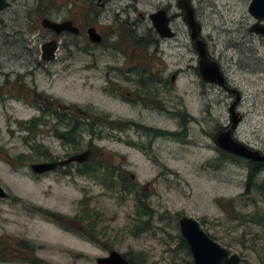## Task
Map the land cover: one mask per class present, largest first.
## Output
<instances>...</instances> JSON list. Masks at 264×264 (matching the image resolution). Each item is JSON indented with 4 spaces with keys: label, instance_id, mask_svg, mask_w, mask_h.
Returning a JSON list of instances; mask_svg holds the SVG:
<instances>
[{
    "label": "rangeland",
    "instance_id": "374dc122",
    "mask_svg": "<svg viewBox=\"0 0 264 264\" xmlns=\"http://www.w3.org/2000/svg\"><path fill=\"white\" fill-rule=\"evenodd\" d=\"M8 2L11 6L0 13V186L8 195L0 199V264H96L110 251L133 264H192L178 227L183 215L197 220L231 254L241 256L240 264H264V230L258 225L264 204L256 188L245 195L248 161L222 155L213 143L214 133L229 125L228 108L236 97L216 84L201 85L198 55L176 3L114 0L107 10L108 20L143 14L142 35L151 28L147 16L172 4L169 16L176 37L164 41L158 54L153 49L149 54L153 63L164 64L168 78L177 73L169 82V112L187 114L194 121L186 128L187 141L157 140L147 150V139L118 131L115 123L136 120L174 132L179 122L175 116L164 120L147 112L140 115L103 92L102 64L112 62L111 54L99 57L98 70H86L92 58L75 47L69 61L37 66L40 46L50 38L40 26L45 15L37 10L50 8L52 20L69 17L83 25L86 0ZM250 2L193 0L192 6L209 54L240 97L237 111L242 118L233 137L264 153V37L249 30L254 22L248 13ZM62 41L67 43L69 37ZM127 41L119 46H130ZM58 57L64 58V51ZM36 93L92 113L96 120L87 122L96 123L94 135L99 138L91 164L101 159L107 166L86 175L79 174L75 164L67 171L32 173L31 164L79 153L90 139V131L78 128L75 141L80 148L75 151L70 136L68 145L50 131L53 119L48 117L44 120L49 123L32 130L38 116ZM21 155L32 162L13 161ZM107 167L113 177L120 169L123 180L110 181ZM263 180L264 169L254 182ZM124 183L131 185L130 192L123 190ZM140 207L146 215L138 214Z\"/></svg>",
    "mask_w": 264,
    "mask_h": 264
},
{
    "label": "flooded vegetation",
    "instance_id": "af4514ba",
    "mask_svg": "<svg viewBox=\"0 0 264 264\" xmlns=\"http://www.w3.org/2000/svg\"><path fill=\"white\" fill-rule=\"evenodd\" d=\"M74 1L76 3H79L82 0H74ZM113 1L114 0H103V1L86 0V4L88 8L86 11H84L86 13V17H85L86 21H84L83 25L76 24L75 21L70 19L69 17L60 21H54L51 18H49L50 8H47V10H43V8L38 9L37 11L39 13H44L45 15L44 18L40 19V26L42 29L50 33L49 40H46L43 44H45L46 42L55 41L56 50L53 53L54 57L51 61L48 62L44 61L42 58V51H41V46L43 45L42 44L40 46V51L38 54L39 57H38L37 66L41 67L46 65H55L56 63L62 61L67 62L71 59V56L74 55L72 49H74L75 47L76 49H79L81 52H83L84 56H89L92 58V62L90 64H87L85 66V69L98 70L99 62L97 61L99 57H101L104 54H108V55L111 54L112 56L110 58L112 62H106L102 64L103 69L106 71L105 72L106 74L103 77L104 80L103 83L104 85H106L103 89V92L108 93L117 102H119L125 107L130 108L131 110L136 111L140 115H142L143 112H147L151 116L156 115L158 118L164 120L165 119L167 120L169 116L172 117L175 116L180 126L178 131L169 132L163 128L148 126L147 124H144L141 121L136 122V120L135 121L130 120L121 123L120 122L115 123L116 124L115 128L118 131H131L134 133V135H137L141 139L143 137L145 138V140L147 139V144L143 147L144 149L147 150L148 149L152 150V145L157 140H165L171 138L174 141L176 140L177 137H180L182 140L184 139V141H187L188 130H186V128L188 129L189 125L193 123L194 118H192L187 114H184L183 117H180L179 112L176 113L169 112L168 110L169 82H171V84L174 82L177 73L172 74L170 78H168V75L165 74L166 70L163 69L164 64L153 63L151 61V54H149V51L151 49H153L158 54V52H160L161 45H163V42L171 39H175L176 34H174L172 38H162L157 34V32L154 30L151 24V28L144 31L142 35H139V25L146 18L141 13H137V18L134 19H130L128 15L124 19H122L120 18V16L117 15L113 17L111 20H108L110 18V14L107 13L108 12L107 10H109L108 7ZM123 1H127V0H123ZM135 1H131V2H135ZM170 1H174L177 7L178 0H170ZM168 4L170 3H167L164 6L157 8L154 12L164 9L168 15L169 26L171 28L172 19L171 16H169V12L172 9V4H171V8L167 9ZM98 8L100 9L102 8L101 10L103 11V14H99L97 12ZM129 10L130 9L128 8L126 12L128 13ZM135 10L136 8L132 7V11ZM195 13L196 12L194 9V17H195ZM89 15L92 17V19H89ZM43 19H48L56 23L70 21L73 27L77 29V33L74 34L69 31H63L57 34L54 31H51L42 26L41 22ZM254 23L255 20L251 24V26ZM171 29L173 31V28ZM90 33H96L97 35H99L100 41L98 43L92 41L90 37ZM256 35L260 37H264L259 34ZM65 36L69 37V41L67 43L65 41H62L63 37ZM112 36L114 37L116 36L115 37L116 40H112L111 38ZM200 38L203 40L201 34H200ZM124 40H128L126 44H131V45L119 46V44H122ZM63 51H64V58L58 57L59 52H63ZM208 55L211 59L215 60L214 57L209 54V52ZM160 66H162V69L158 68ZM196 70L198 71V66ZM200 83L204 87L205 86L212 87V85H215V84L204 83L202 80L200 81ZM223 89H225V91L228 92L229 94H234L236 97V93L232 92L231 88H229V85L227 83H226V87ZM35 96L37 99L36 106L38 107V116L34 119V124L36 128L41 124L49 123L45 121L44 118L47 117L52 118L53 124L50 126L51 129L50 131L59 140H61L62 143H67L68 145L71 144V140L69 136L71 134L72 125L74 124V122L76 125V130H78V128H81V130L83 131H87V132L90 131V133L91 131H93V133L95 134L94 125H96V123L93 122V124H90L87 122L89 119L96 120V118L92 116V113L89 110L87 109L81 110L78 107L71 106L70 104H64L59 100L50 97L48 98L42 94L36 93ZM239 103L240 101L236 105V109H235L236 111ZM229 125L223 126L220 129L225 130L229 127ZM68 128L70 129L67 130ZM96 135L98 134L96 133ZM96 135L90 134V139L84 143V148L79 152L81 153L86 150L90 151V157L87 163L84 164L71 163L63 167H57L55 170L51 172L67 171L70 165L75 164L78 167L88 164L90 161L91 162L94 161L93 156L95 155L96 152L94 141ZM137 147L140 148L141 146L138 145ZM151 154H154V152L151 151ZM66 158H63L61 160L50 159V161L48 162H58ZM150 160L157 163L156 155L155 156L151 155ZM95 161L99 163L98 165H105L104 160L98 159ZM248 162L253 164H258L261 170L264 169V167H261V165H264L263 163L262 164L255 163L251 161ZM51 172H47L41 175H45ZM259 173L256 175L255 178H257ZM130 177L132 179L133 175H130ZM122 178H123L122 171L120 169L117 170L115 169L114 179H116L119 182L121 181ZM254 181H251L250 185H247L248 183V176H247L245 195L249 196L250 194H252L254 188H256L257 196L260 202L264 204V180L257 185L255 184ZM258 225L262 230H264V212L260 213ZM239 257L241 259V256Z\"/></svg>",
    "mask_w": 264,
    "mask_h": 264
},
{
    "label": "water",
    "instance_id": "95a60500",
    "mask_svg": "<svg viewBox=\"0 0 264 264\" xmlns=\"http://www.w3.org/2000/svg\"><path fill=\"white\" fill-rule=\"evenodd\" d=\"M10 6L8 0H0V13ZM177 7L182 13V20L189 30L190 39L198 55V71L201 79L204 83H213L221 88H225V80L219 65L209 57L206 43L200 38L202 29L200 24L195 20L191 0H178ZM170 8L171 4H168L167 9ZM248 13L255 20L250 31L264 36V0H251L248 6ZM149 19L160 37L172 38L174 36L169 26L168 15L164 9L150 14ZM41 24L44 28L57 34L63 31L77 33V29L73 27L70 21L56 23L43 19ZM90 37L94 42L98 43L100 41V36L96 33H90ZM55 50V41L43 44L41 46L43 60L47 62L51 61ZM232 92L236 93V98L228 108L230 125L227 129H219L214 133L213 143L220 151L244 160L264 164V153L235 140L233 137V132L241 122L242 116L235 110L237 103L240 101L239 94L235 90H232ZM89 157L90 151L86 150L58 162L33 163L30 165V170L35 175H41L51 172L57 167H63L71 163H87ZM7 196L6 191L0 186V199H5ZM178 227L182 238L188 246L192 264H240V257L237 254H230L228 250L213 240L194 218L186 215L180 216L178 218ZM95 262L96 264H129V261L124 256L115 251H111L107 257L97 258Z\"/></svg>",
    "mask_w": 264,
    "mask_h": 264
},
{
    "label": "trees",
    "instance_id": "16d2710c",
    "mask_svg": "<svg viewBox=\"0 0 264 264\" xmlns=\"http://www.w3.org/2000/svg\"><path fill=\"white\" fill-rule=\"evenodd\" d=\"M76 122H78V121H76ZM33 124H34V120H33ZM73 124V123H72ZM33 128H36V126H35V124L32 126V130H33ZM28 130H29V132H30V130H31V127H29L28 128ZM31 130V131H32ZM79 131V130H78ZM77 130H76V125H75V122H74V124L72 125V131H71V134H70V137H71V140H73V145H72V147H74L75 148V151H77V150H79V142L77 141H75V138L77 137V132H78ZM90 134H92V135H94V133H93V131H91V133ZM75 135V136H74ZM69 137V138H70ZM96 137H98L99 138V136L98 135H96ZM77 144H76V143ZM36 148H37V146H36ZM46 153V152H45ZM220 153L222 154V155H227V153L226 152H222V151H220ZM228 155H230V154H228ZM47 156H49V154H48V152H47ZM46 156V157H47ZM230 157H231V159H240L239 157H237L236 158V156H233V155H230ZM48 159H50V158H48ZM13 161L14 162H17V163H20V164H22V165H26L27 164V162H32L31 160H30V156H24V155H21V156H17V157H15V158H13ZM103 166H107V165H98V164H91V161L88 163V164H85V165H82V166H78V169H77V171L79 172V174H84V175H86V174H96V172H98V171H100L101 169H103L104 167ZM260 166L258 165V164H252V163H250V162H248V169H249V171H248V183H247V185H250V183H251V181H254L256 178V175L260 172V170H261V168H259ZM261 167H264L263 165H261ZM106 174H107V176L106 177H108V179L110 180V181H112L113 179H114V177H113V172H111V171H109V168L107 167V171H106ZM107 179V178H106ZM123 180V178L121 179V181ZM123 190L124 191H127V192H130V190H131V185H129V184H123ZM138 214H140V215H146L147 214V210L146 209H144L143 207H140L139 208V213ZM213 239V238H212ZM181 242L183 243V245H184V247L188 250V253H190L189 252V249H188V246H187V244L185 243V241H184V239L183 238H181ZM129 261V260H128ZM129 264H133L131 261H129Z\"/></svg>",
    "mask_w": 264,
    "mask_h": 264
},
{
    "label": "bare ground",
    "instance_id": "6f19581e",
    "mask_svg": "<svg viewBox=\"0 0 264 264\" xmlns=\"http://www.w3.org/2000/svg\"><path fill=\"white\" fill-rule=\"evenodd\" d=\"M192 2V1H191ZM152 13H154V12H152ZM152 13H150V14H152ZM149 14V15H150ZM149 15L147 16V18H148V20H150L149 19ZM183 21V20H182ZM172 30V29H171ZM173 33H174V31H172ZM175 34V33H174ZM215 61V60H214ZM218 64V63H217ZM222 75H223V73H222ZM223 77H224V75H223ZM202 80V79H201ZM224 80H225V77H224ZM203 81V80H202ZM207 84H213V83H207ZM225 87H226V80H225ZM232 90V89H231ZM230 123V122H229ZM237 158V157H236ZM244 160V159H243ZM253 164V163H252ZM262 164V163H261ZM264 166V165H263Z\"/></svg>",
    "mask_w": 264,
    "mask_h": 264
}]
</instances>
